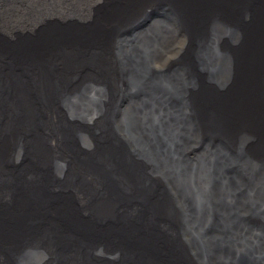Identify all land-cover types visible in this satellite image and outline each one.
<instances>
[{"label":"water","instance_id":"obj_1","mask_svg":"<svg viewBox=\"0 0 264 264\" xmlns=\"http://www.w3.org/2000/svg\"><path fill=\"white\" fill-rule=\"evenodd\" d=\"M94 1L0 0V264H264V0Z\"/></svg>","mask_w":264,"mask_h":264},{"label":"bare ground","instance_id":"obj_2","mask_svg":"<svg viewBox=\"0 0 264 264\" xmlns=\"http://www.w3.org/2000/svg\"><path fill=\"white\" fill-rule=\"evenodd\" d=\"M39 1H44V0H14V4H15V6L17 7V8H19L20 9V12H23L24 10H27V9H31V10H35V9H38L39 7H41V8H43L44 6H45V4L43 5V6H39V7H36V8H31V7H34V6H36V4L39 2ZM56 1H58V2H62V4H68L71 0H56ZM99 1H102V0H95L94 1V3H95V5H98L99 6V8H105L104 6H112V3L111 4H109L110 2V0H103L102 2V4H98V2ZM131 2H130V5H129V9H127V11H128V13H134V11L136 10H138V8H141V6H143V4L145 5V3H147V0H130ZM105 4V5H104ZM111 10H114V9H111ZM116 11V10H115ZM113 12V11H112ZM124 13V12H123ZM13 17H14V14H13ZM20 24V23H19ZM19 24L18 25H16V26H14V27H18L19 26ZM21 25V24H20ZM154 27L156 28L155 29V31H158L159 32V36H160V39L162 40V41H166V39H168L167 40V43L168 42H171V41H169V36L172 34V30H170V29H168V27H165L164 26V23H161V22H156V23H154ZM41 39V38H40ZM144 40V39H143ZM142 39H140L139 38V40H138V43L140 44V45H142V46H147L148 48H147V54L146 53H144V56L142 57H140L141 59L138 61L139 63H143L144 61H145V58L149 55H152V54H154L155 52L154 51H152L151 50V48H150V46L151 45H149L148 43H143V42H145V41H143ZM143 41V42H142ZM21 44V46L22 45H28L26 42H22V41H20V43H19V45ZM168 46H166L165 48H167ZM31 49H36L34 46H32L31 45V47H30ZM164 48V49H165ZM146 49V48H145ZM150 49V50H149ZM139 50V49H138ZM167 56V54L164 56V54H158V56L156 57V60H159L160 62H164L165 61V57ZM170 83H174V82H171L170 81ZM208 183V181H206V182H204V187L206 186V184ZM261 206H262V212L264 213V200H262V203H261Z\"/></svg>","mask_w":264,"mask_h":264},{"label":"rangeland","instance_id":"obj_3","mask_svg":"<svg viewBox=\"0 0 264 264\" xmlns=\"http://www.w3.org/2000/svg\"><path fill=\"white\" fill-rule=\"evenodd\" d=\"M103 1V0H102ZM102 1H99L98 2V4H102L103 2ZM105 5V4H104ZM105 8H103L104 10H106V9H109L110 8V6L108 5L107 7L106 6H104Z\"/></svg>","mask_w":264,"mask_h":264}]
</instances>
